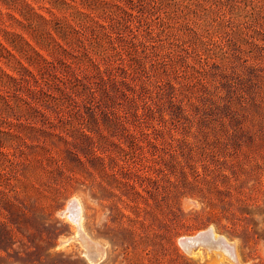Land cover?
<instances>
[{"label": "rangeland", "instance_id": "rangeland-1", "mask_svg": "<svg viewBox=\"0 0 264 264\" xmlns=\"http://www.w3.org/2000/svg\"><path fill=\"white\" fill-rule=\"evenodd\" d=\"M82 3L103 27L68 37H32L0 3V264H92L73 199L95 264H264V0L152 21L137 4L122 26ZM207 228L235 259L179 244Z\"/></svg>", "mask_w": 264, "mask_h": 264}, {"label": "trees", "instance_id": "trees-1", "mask_svg": "<svg viewBox=\"0 0 264 264\" xmlns=\"http://www.w3.org/2000/svg\"><path fill=\"white\" fill-rule=\"evenodd\" d=\"M49 6L44 7V9L53 15L52 9H56L59 12H67L68 14L62 15V18L52 16L50 18L45 17L44 15L40 14L36 9L27 1V0H0V3L6 6V8H13L17 11V13L22 17V19L25 22H22L18 19L19 23L26 26V28L29 30L32 37H42L41 32L43 34H46L47 37H54L52 35V32H54L58 37H68V35H72L77 33L76 25L82 24V22H86L85 19H89L93 22L94 27H103V25L98 22V20H95L94 16L90 12L83 11L81 7H83L82 0L81 3H76L75 0H45ZM205 2V0H203ZM83 2L87 3V7L91 11H96L98 8H101V10H105L106 6L114 7L116 9L117 13V23L119 25H124L126 22V18L124 16H135L132 14L133 10L135 9L137 4L141 6H146L148 8V15L149 19L151 21L153 20L150 18V16L155 15V11H152L151 9H157V8H168L169 6L173 5L175 8H178V0H83ZM121 3V4H120ZM198 5H200L204 10H208L209 8H206L203 3L197 2ZM146 4V5H144ZM186 7H188L186 5ZM144 9V8H143ZM142 9V10H143ZM177 9H172L171 11H165V18L171 19L175 17ZM106 11V10H105ZM104 12V11H103ZM138 12H141V10H138ZM195 12V11H194ZM7 15H10V13H6ZM2 13L0 12V16ZM196 15V12H195ZM73 23H72V22ZM128 21V20H127ZM165 22V21H164ZM163 22V23H164ZM166 23V22H165ZM105 28V27H104ZM6 34H9L10 32L4 30ZM14 36H17L15 34H12ZM17 37H22L18 35ZM0 46L1 43H0ZM57 46L59 48H62V46L57 43Z\"/></svg>", "mask_w": 264, "mask_h": 264}, {"label": "bare ground", "instance_id": "bare-ground-1", "mask_svg": "<svg viewBox=\"0 0 264 264\" xmlns=\"http://www.w3.org/2000/svg\"><path fill=\"white\" fill-rule=\"evenodd\" d=\"M68 209H71V213L73 215L72 217V221H74L77 225V237L79 238L80 242L82 243V246L84 248V256L86 257L87 261H89L92 264L98 263L102 257L104 256L105 253V249L103 245H100L99 243L91 240L86 233L82 230L81 226H80V206L78 201L76 200H71L68 204ZM66 212V211H64ZM62 214V213H61ZM64 214V213H63ZM65 216V215H64ZM67 217V216H66ZM210 239H213L215 241H219L220 243H225L227 245V247L229 248L228 251L226 249H224L225 252H227L228 254H232L233 251V246L232 244L228 243L226 240L224 241V239L219 236L216 237L213 232H211L210 234ZM68 241V239L64 240L61 242L62 243H66ZM230 242V241H229ZM190 256L192 257H197V254H191ZM209 257V256H208ZM203 261V260H202ZM220 262V261H219ZM227 264V263H226Z\"/></svg>", "mask_w": 264, "mask_h": 264}, {"label": "water", "instance_id": "water-1", "mask_svg": "<svg viewBox=\"0 0 264 264\" xmlns=\"http://www.w3.org/2000/svg\"><path fill=\"white\" fill-rule=\"evenodd\" d=\"M211 232H212L211 229L207 228L203 231L196 233L195 235L187 236V237H180L178 239V242L187 253L197 254L198 256H201L204 253L203 248L205 249V247L207 246L217 247L221 249L227 248L226 250L228 251L229 248L227 247L225 243L223 244V243H220L219 241L210 239ZM230 256H232V258L235 259V255L233 251Z\"/></svg>", "mask_w": 264, "mask_h": 264}]
</instances>
